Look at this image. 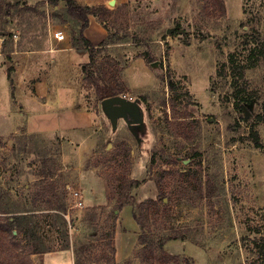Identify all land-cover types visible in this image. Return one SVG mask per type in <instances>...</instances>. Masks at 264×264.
I'll return each instance as SVG.
<instances>
[{"label":"rangeland","instance_id":"374dc122","mask_svg":"<svg viewBox=\"0 0 264 264\" xmlns=\"http://www.w3.org/2000/svg\"><path fill=\"white\" fill-rule=\"evenodd\" d=\"M41 1L23 0L11 9L10 21L6 11L0 13V35L11 33L0 51L43 45L47 13L53 11ZM206 1L117 0L110 5L115 9L107 31L121 39L96 52V63L110 67V76L124 89L121 95L141 101L146 131L139 139L123 120L111 132L95 88L84 79L83 64L90 56L81 49L53 64L58 83H52L54 96L48 98L75 99L82 114L93 112V124L51 137L38 134L26 149L18 138L4 136L5 204L34 208L25 211L36 225L33 230L51 251L59 250L32 255L34 264H74L77 251L86 252L94 264H112L113 246L115 259L119 249L117 264H148L138 256L142 229L133 207L116 208L126 178L141 181L133 189L138 202L156 200L148 224L189 236L169 240L149 264H264V0H224V15L218 8L216 15H207ZM149 53L152 61L146 59ZM236 64L242 65L243 77L234 74ZM43 69L47 79L51 68ZM46 79L39 92L47 93ZM0 99L12 108L9 93L1 89ZM237 102L246 105L248 116ZM254 131L262 147L256 146ZM125 148L129 159L120 153ZM43 171L53 173L43 177ZM73 189L81 193L83 205L74 204ZM60 204L66 207V224L57 216ZM25 236L24 230L12 237L0 229L1 262L13 264L16 242L26 243ZM132 239L137 240L133 248ZM67 244L74 256L58 249Z\"/></svg>","mask_w":264,"mask_h":264},{"label":"trees","instance_id":"16d2710c","mask_svg":"<svg viewBox=\"0 0 264 264\" xmlns=\"http://www.w3.org/2000/svg\"><path fill=\"white\" fill-rule=\"evenodd\" d=\"M64 2L63 5L61 3ZM23 0H0V13L7 12L8 18L10 21L11 16V9L21 5ZM212 4L214 5L212 7ZM27 5V4H26ZM41 5L44 7H52V14L57 19H60L62 22L69 21L71 23V43L74 47L87 49L90 60L83 64L84 70V79L90 85H92L97 93L98 98L102 101V99L121 94L124 89L118 85V82L115 81V77L110 76V67H107L103 64H97L95 54L96 52L100 51L101 48L107 46L109 44L120 42L119 39L115 38L112 34L108 33L107 37L102 40L98 44H94L88 37H86L84 31L89 26V16L94 15L96 16L99 21L103 24V26L108 30V21L111 18L115 7H111L106 3L94 4V5H87L82 4L78 0H42ZM220 9L222 12L221 14L224 15L226 12V6L224 0H207L205 5V11L207 15H216V10ZM3 35L6 37L7 35L11 34L10 31L3 30ZM122 41H128L123 40ZM146 59L148 61H152L154 56L146 54ZM231 60L235 61L234 56H231ZM238 74L239 76H244V70L242 65L236 64L234 67V74ZM241 110L244 111L245 116V104L236 103ZM178 116L176 111H173V119H177ZM172 121V120H171ZM177 126H175L176 128ZM179 135L183 134V130L178 131ZM38 134H11L7 139L16 137L21 140V145H23V149H26L28 144L32 142L31 140L34 139L35 136ZM255 138V144L257 147H262V143L259 139V135L257 131L253 132ZM28 138L29 141H26ZM5 137L0 136V145H3ZM26 139V140H25ZM36 153V152H35ZM121 154H125L127 158H130V153L128 149H122L120 151ZM116 157V156H115ZM155 153H153L150 157L149 165L155 162ZM47 161H50L47 158ZM177 158H172V161H176ZM53 172L43 171L41 175L43 177L51 175ZM186 175V174H184ZM141 184V181L137 178H126L123 184H121L119 189V196L117 200V209L123 208L125 205H131L133 207V217L137 221V223L141 227V233L139 235L138 241L142 245V248L138 252L139 257H143L145 263H150V256H155L157 251H163L166 243L169 240L174 239H182L185 240L189 236L187 235L186 231H172V232H164L159 227L154 228L152 224H148L145 219L148 217L150 213V209L152 206L156 204V200L153 198L138 202L136 199L135 194L133 193V189L138 187ZM210 193H213L212 191ZM6 191L5 188L2 186V180L0 179V229L3 232H8L12 237L15 236V232L19 233L24 230L26 236L24 240L26 243L21 244L20 242H16L18 245L19 250L13 256L14 260L11 263L14 264H34L32 255L35 254H43L48 251H51L50 247L46 245L43 237L36 233V230H33L35 224L31 223L29 216L25 213V211L35 210L32 209H20L16 207H11L5 204L6 200ZM164 201V198H162ZM59 214L57 216L61 217L63 220V224L67 223L66 218L64 215L66 214V207L63 205L58 206ZM115 212V210H114ZM32 225V227H31ZM113 230L111 235L114 236L115 234V222H113ZM69 245H63L58 249H68ZM113 258L112 264H117L115 259V252L116 249L113 246L111 248ZM260 254L264 257V244L261 247ZM173 258L177 259L178 255H173ZM2 259V258H1ZM0 259V262H1ZM152 262V261H151ZM93 258L88 256V254L84 251H77L75 252V264H94ZM1 264H5L2 260Z\"/></svg>","mask_w":264,"mask_h":264},{"label":"crops","instance_id":"0c3cea01","mask_svg":"<svg viewBox=\"0 0 264 264\" xmlns=\"http://www.w3.org/2000/svg\"><path fill=\"white\" fill-rule=\"evenodd\" d=\"M78 1L82 4L94 5L100 3L109 4L110 0ZM47 19L48 22L45 23L44 28L43 45H41V41L37 46L0 51V90H4L7 95L8 93L10 94V105L12 107L10 109L0 103V136L46 133L51 137L57 131L65 132L76 127L91 126L94 122L93 112L86 111L85 114H82L81 109L77 110L76 108L75 99L58 98L64 102H56L48 98L49 96H54L51 91L53 88L52 83H58V76L52 73L53 64L56 62L60 63L64 58L70 60L71 55L78 49H81V53H87L88 51L72 45L71 23L69 21L62 22L48 13ZM57 29L64 30V40L60 41L54 37L53 33ZM84 33L94 44L100 43L108 35L107 29L94 15L89 16V26ZM1 37L4 40H0V48L5 47L7 44V38L3 34L0 35ZM44 65H49V68H51L47 79L41 76L43 72L47 71L43 69ZM45 79V83L49 86L47 93H44V91L39 92L38 89H42L39 85L44 84L43 81ZM0 102H2L1 99ZM132 240L133 248L137 240ZM58 251H48L45 254L52 255ZM70 251L74 256L73 251ZM116 261L119 263L118 248ZM41 264H44V261Z\"/></svg>","mask_w":264,"mask_h":264},{"label":"water","instance_id":"95a60500","mask_svg":"<svg viewBox=\"0 0 264 264\" xmlns=\"http://www.w3.org/2000/svg\"><path fill=\"white\" fill-rule=\"evenodd\" d=\"M116 0H110L109 5H115ZM159 61H154L151 65L154 68H158ZM103 112L106 114L109 122L111 123V132L116 133L118 131L120 120L125 123H142L145 122V110L139 99L128 98L121 94L108 96L102 99ZM245 116H248L247 110H245ZM134 134V129H131ZM139 139V137H138Z\"/></svg>","mask_w":264,"mask_h":264},{"label":"built area","instance_id":"2783aa9c","mask_svg":"<svg viewBox=\"0 0 264 264\" xmlns=\"http://www.w3.org/2000/svg\"><path fill=\"white\" fill-rule=\"evenodd\" d=\"M53 35H54V37L57 40H60L61 41V40H64L65 39V33H64V30L63 29H57V30H55L54 33H53ZM0 40L3 41L4 39L1 37ZM71 194H72V196L74 198V204L76 206L83 205V201L80 199L81 193L78 190L73 189L71 191Z\"/></svg>","mask_w":264,"mask_h":264},{"label":"flooded vegetation","instance_id":"af4514ba","mask_svg":"<svg viewBox=\"0 0 264 264\" xmlns=\"http://www.w3.org/2000/svg\"><path fill=\"white\" fill-rule=\"evenodd\" d=\"M126 125L130 128V130L134 129V135L136 138H138L141 133L146 131V120L145 122H142V123H132L129 121V123H126Z\"/></svg>","mask_w":264,"mask_h":264}]
</instances>
